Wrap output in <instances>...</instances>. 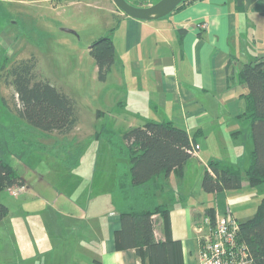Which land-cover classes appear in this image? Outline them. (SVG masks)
Here are the masks:
<instances>
[{"label": "crops", "instance_id": "obj_1", "mask_svg": "<svg viewBox=\"0 0 264 264\" xmlns=\"http://www.w3.org/2000/svg\"><path fill=\"white\" fill-rule=\"evenodd\" d=\"M131 1L140 4L139 7L153 4ZM116 15L120 20L112 33L115 62L111 70L117 64V46H120L126 58L122 59L124 69L130 63L132 72H138L136 82L132 75H126L130 80L125 85L132 100L131 109H126L128 105L124 102L117 106L119 111L136 119L128 128L148 121L173 122L194 139L199 147L196 157L205 169L215 159L206 157L199 138L204 137L205 129L224 122L223 112L230 119L239 120L237 116L244 109L241 111L236 102L243 92L236 79L244 64L240 60L247 63L264 55V0H242L240 4L237 0H203L183 5L170 15L152 21L136 20L121 12ZM122 73L120 81L125 76L124 70ZM144 81L148 90L143 87ZM140 100L151 110L147 114L158 113L161 117H143ZM3 125L14 131L20 127L33 129L21 120ZM122 132L102 133L100 136H106L102 153L94 157L83 154L77 161V169L63 165L65 174L48 177L44 171V175L39 173L36 178L28 179L30 174L18 170L24 178L25 192L32 191L37 200L25 216L34 214L40 218L38 222L28 219L24 230L14 226L6 239L4 233L0 234L1 248L6 249L0 252V264H142L134 249H116L114 243L121 228L122 211L116 188L117 167L121 162L128 171V164L125 159L115 158L110 139ZM100 136H95V140ZM204 139L207 142V137ZM37 149L40 150L38 147L34 150ZM96 160L110 161L111 166L97 171ZM186 164L180 173L171 172L162 177L156 194L158 204L169 209V236L180 243L182 264H199L200 240L207 231L203 224L206 210L214 207L219 216L227 213L235 219L236 216L229 209L221 212L211 198L214 196L216 200L220 192L205 193L201 181L195 195L183 187ZM242 187L250 188L245 182ZM12 190L16 191V186L9 191ZM152 219L155 239L167 241L164 218L156 214ZM198 228H202V233Z\"/></svg>", "mask_w": 264, "mask_h": 264}, {"label": "rangeland", "instance_id": "obj_2", "mask_svg": "<svg viewBox=\"0 0 264 264\" xmlns=\"http://www.w3.org/2000/svg\"><path fill=\"white\" fill-rule=\"evenodd\" d=\"M144 1L154 4L157 0ZM117 12L120 13L111 0H0V58L5 55L8 58L7 65L10 66L15 61L33 57L36 62L35 71L39 77L46 79L72 99L78 117L76 128L68 135L55 133L40 135L36 129L26 130L27 128L23 127L13 130L22 133V138H31L33 142L28 154L24 150L13 159L16 169H24L26 173H22L30 174L28 179L36 178L39 173L44 175V171L48 177L65 174L63 161L66 162L67 157H72L76 150L81 151L78 156L82 153L81 157L83 154L94 157L103 151L102 142L106 136H100L102 133L106 135L126 131L136 120L134 116L119 111L117 107L120 102H124L128 105L125 108L131 109L132 100L127 96L128 87L125 82L130 81L128 80L130 75L133 76L131 78L134 82L138 79L136 75L138 72L134 70L132 72L130 63L124 69L125 60L122 59L126 58L124 53H121L122 47L117 46V64L108 73L106 82L97 79L96 66L88 52L93 40L116 28L120 20ZM120 60L122 63H119ZM240 61L241 64L245 63ZM122 69L128 77L124 76L123 81H120L124 75ZM142 84L144 87L145 81ZM145 89L148 90L146 86ZM11 96V89L4 85L1 78L0 97L5 98L10 109L14 100ZM140 101L144 111L140 113L143 117L153 116L155 119L161 117L158 113L147 114V111L151 110L146 107L144 100ZM236 102H239L242 111L244 100L239 98ZM13 115L0 107L2 123L17 121ZM222 117L224 122H220L215 128L205 129L204 137L199 138V143L203 145L206 157L210 155L226 164L238 166L243 172L252 149L249 124L245 120L230 119L225 112ZM95 136H100L99 140H95ZM36 147L42 151L34 150ZM194 156L184 167L183 187L195 195L197 189H200L204 166L199 163L196 155ZM75 162L78 164L76 160ZM77 164L72 169H75ZM109 166L110 161L96 160L97 171L109 169ZM59 187L57 186L58 189ZM23 190L21 193L17 192L20 193L18 196L9 189L0 192V201L8 208L7 215L0 221V234L4 233L5 239L7 233L13 231L14 226L24 230L25 224H29L28 219L38 222L37 218H40L34 214L29 215V218L25 216L27 209H32L37 200L32 191L25 192V188ZM211 198L221 212L229 209L238 222H244L254 215L258 204L264 198V185L220 192L216 200L214 196ZM1 246L2 244L0 252L5 251L6 249Z\"/></svg>", "mask_w": 264, "mask_h": 264}, {"label": "trees", "instance_id": "obj_3", "mask_svg": "<svg viewBox=\"0 0 264 264\" xmlns=\"http://www.w3.org/2000/svg\"><path fill=\"white\" fill-rule=\"evenodd\" d=\"M199 1L203 0H184L175 10ZM241 1L237 0V3ZM113 32L114 28L106 36L93 41L88 51L96 66L97 79L101 82L106 81L115 62ZM7 63L8 58L3 55L0 58V79L3 78L4 85L12 91L13 107L10 109L2 97L0 107L40 132L71 133L78 120L72 99L39 77L33 57L15 61L10 66ZM236 79L244 88L240 95L244 100V109L237 118L249 124L252 149L243 172L238 166L210 160L201 179V189L207 194L240 189L244 182L250 188L264 185V55L242 64ZM111 138L115 158L125 159L128 164V171L121 162L117 167L116 188L122 211L121 228L115 234V248L134 249L142 264L146 261L149 264H182L180 243L172 241L169 236V209L158 204L156 192L162 177L171 172L180 173L191 159L189 151L195 146L194 139L189 137L186 129L170 121H148ZM32 144L31 138H22V133L5 127L0 120V192L15 186L24 187V178L14 166L13 159L24 150L28 154ZM80 152L78 149L72 157H67V161H63L65 166L73 168L77 164L75 160L81 159L82 153L78 156ZM7 213V206L0 201V221ZM156 214L165 221L168 233L165 242L157 241L154 236L152 216ZM205 214L212 224L214 207L208 208ZM238 225L237 239L246 247L249 264H264V198L254 215L238 222Z\"/></svg>", "mask_w": 264, "mask_h": 264}, {"label": "built area", "instance_id": "obj_4", "mask_svg": "<svg viewBox=\"0 0 264 264\" xmlns=\"http://www.w3.org/2000/svg\"><path fill=\"white\" fill-rule=\"evenodd\" d=\"M199 147L193 146L189 153L196 155ZM24 187H16L13 194H18ZM207 231L202 234L200 240L199 264H249L247 250L244 244L237 239L239 229L238 222L230 214L219 216L215 213L214 221L206 217L203 221ZM202 233V228L197 229Z\"/></svg>", "mask_w": 264, "mask_h": 264}, {"label": "water", "instance_id": "obj_5", "mask_svg": "<svg viewBox=\"0 0 264 264\" xmlns=\"http://www.w3.org/2000/svg\"><path fill=\"white\" fill-rule=\"evenodd\" d=\"M111 1L117 10L127 17L140 21H152L170 15L184 0H159L158 2L146 7L134 6L126 0ZM64 31L73 33L70 30Z\"/></svg>", "mask_w": 264, "mask_h": 264}]
</instances>
